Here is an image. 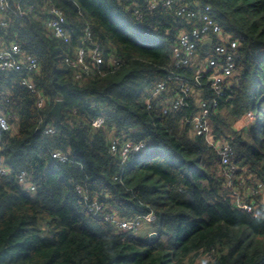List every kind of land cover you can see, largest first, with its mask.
<instances>
[{
  "label": "trees",
  "instance_id": "obj_1",
  "mask_svg": "<svg viewBox=\"0 0 264 264\" xmlns=\"http://www.w3.org/2000/svg\"><path fill=\"white\" fill-rule=\"evenodd\" d=\"M18 2L27 15L5 14L0 48L19 43L38 60L31 82L46 104L36 107L20 75L0 73L11 126L0 132V163L11 170L0 178V264H264V0H174L170 12L158 9L142 21L133 9L145 0H9L11 7ZM50 5L65 16L68 44L43 28ZM185 5L209 6L238 46L235 74L209 120L214 147L187 124L197 113L194 102L166 115L145 104L167 80L177 32L191 28L173 16ZM85 28L103 55L97 68L86 60L87 73L65 62L74 61ZM207 51L202 43L196 54L201 59ZM112 57L121 61L116 69ZM174 73L191 77L192 68ZM210 96L207 87L204 97ZM56 100L62 101L59 122L50 115ZM249 114L252 125L235 129ZM97 117L105 124L95 130ZM47 127L55 133L44 134ZM125 142L144 149L123 161ZM225 142L234 169L230 187L219 157ZM53 152L67 161L54 160ZM22 171L34 194L18 183ZM77 186L120 219L153 213L155 223L145 230L156 236L117 233L88 213ZM234 191L252 211L236 206Z\"/></svg>",
  "mask_w": 264,
  "mask_h": 264
},
{
  "label": "built area",
  "instance_id": "obj_2",
  "mask_svg": "<svg viewBox=\"0 0 264 264\" xmlns=\"http://www.w3.org/2000/svg\"><path fill=\"white\" fill-rule=\"evenodd\" d=\"M174 0H145V6L134 8L133 12L137 21H142L146 13H151L158 9L170 12L173 8ZM20 2L11 7L9 0H0V28L7 25L5 14L11 12L15 17H24L27 14L21 9ZM47 17L43 22L44 30L55 40L61 43H69V35L64 27L65 16L54 5H50L46 10ZM173 16L183 19L190 24L187 31H178L175 44L171 49V64L167 80L157 83L149 92L146 98V107L148 110H160L162 114L186 109L190 102H194L197 110L187 124L191 126L193 135L204 137L207 143L214 147V137L211 135L209 120L218 110L219 98L225 87L228 86L229 80L234 76L236 71V62L238 59L237 43L235 40L223 34L222 29L211 15L209 6L198 7L193 9L192 6H180L173 12ZM211 41L205 43V41ZM208 47L209 53L201 59L196 54L199 44ZM74 56V61L66 59L65 62L72 68L80 67L83 72H88L89 67L86 60H90L95 68L103 63V55L100 46L92 39L91 32L88 28L84 30V38ZM110 66L115 69L121 65V61L111 58ZM192 68V76H178L175 70ZM40 67L38 60L24 51L19 43L0 48V73L12 72L22 77L24 85L35 101L38 109L46 104L45 97L31 82L32 77L39 73ZM76 80L82 78L81 73H77ZM211 92L209 98L204 97L205 89ZM3 98V99H2ZM58 101V100H56ZM55 101V102H56ZM8 100L0 94V132H9L10 123L4 115ZM248 116V115H246ZM105 121L102 117L92 120L91 127L100 129L104 126ZM46 135L55 133L53 127H47L43 131ZM120 140L113 139L110 144V152L115 153L118 150ZM144 149L143 143L131 144L125 142L120 149V156L124 161L130 153H139ZM51 157L60 163L67 161L66 157L58 152L51 153ZM219 157L227 185L230 187L233 182L234 169L230 166L231 150L228 142L222 144L219 148ZM11 170L0 163V178L10 176ZM18 183L26 187L32 194L35 192L33 185L28 182V174L24 171L17 175ZM260 188V187H259ZM80 202L84 205L88 213L94 217L101 218L102 221L109 222L117 233H125L137 236L138 232L145 226L149 227L155 223L153 213L137 216L133 219H120L109 205L90 201L88 193L80 186L75 188ZM230 198L238 208L252 211V206L243 200L239 193L234 191ZM148 237L156 236L154 231L147 233Z\"/></svg>",
  "mask_w": 264,
  "mask_h": 264
},
{
  "label": "rangeland",
  "instance_id": "obj_3",
  "mask_svg": "<svg viewBox=\"0 0 264 264\" xmlns=\"http://www.w3.org/2000/svg\"><path fill=\"white\" fill-rule=\"evenodd\" d=\"M207 53H209V50L207 51ZM253 122V115L249 114L248 116L243 117L242 119H240L238 122H236L234 124L235 129H237L238 131H241L242 129L246 128V127H250L252 125ZM146 229V227L144 226L141 230L140 233H144V230ZM139 233V234H140Z\"/></svg>",
  "mask_w": 264,
  "mask_h": 264
},
{
  "label": "water",
  "instance_id": "obj_4",
  "mask_svg": "<svg viewBox=\"0 0 264 264\" xmlns=\"http://www.w3.org/2000/svg\"><path fill=\"white\" fill-rule=\"evenodd\" d=\"M209 43L211 41L207 40L205 43ZM62 109V101L58 100L55 102L54 106L52 107L50 111V115L56 119L57 122L60 121V113Z\"/></svg>",
  "mask_w": 264,
  "mask_h": 264
},
{
  "label": "crops",
  "instance_id": "obj_5",
  "mask_svg": "<svg viewBox=\"0 0 264 264\" xmlns=\"http://www.w3.org/2000/svg\"><path fill=\"white\" fill-rule=\"evenodd\" d=\"M146 228H147V227H146ZM144 232H145L144 234H147L148 231L146 232V230H144Z\"/></svg>",
  "mask_w": 264,
  "mask_h": 264
}]
</instances>
